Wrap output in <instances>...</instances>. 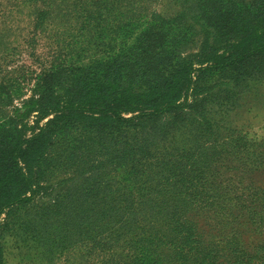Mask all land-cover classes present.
<instances>
[{
  "label": "trees",
  "instance_id": "trees-1",
  "mask_svg": "<svg viewBox=\"0 0 264 264\" xmlns=\"http://www.w3.org/2000/svg\"><path fill=\"white\" fill-rule=\"evenodd\" d=\"M101 1L89 5L106 17L121 8ZM179 2L182 10L170 17L132 8L123 24L116 16L103 23L101 12L84 14L82 5L77 33L44 55L35 49L46 17L36 13L27 59L4 50L0 249L9 231L43 241L55 225H127L151 199L149 188L179 192L176 185L201 182L222 155L207 149L222 137L215 115L235 107L247 83L264 81V0ZM89 144L95 163L67 178L70 161ZM207 255L191 263L208 264Z\"/></svg>",
  "mask_w": 264,
  "mask_h": 264
},
{
  "label": "rangeland",
  "instance_id": "rangeland-1",
  "mask_svg": "<svg viewBox=\"0 0 264 264\" xmlns=\"http://www.w3.org/2000/svg\"><path fill=\"white\" fill-rule=\"evenodd\" d=\"M94 1L98 0H0V59L6 48L19 49L21 58L27 59L25 40L32 38L38 14L46 21L35 51L44 55L52 48L66 47L77 33L82 5L89 8L84 14L96 17L101 12L105 16L102 22L107 24L114 23L109 19L115 16L114 20L123 24L133 15L129 12L132 8L144 16L164 17L182 10L179 0H110L121 8L106 17V11L89 5ZM122 8L124 12L118 17ZM92 28L93 24L88 31ZM225 109L215 115L221 124L220 143H208L207 148L208 152L223 153L201 182L181 188L176 185V193L166 190L168 193L155 195L154 188H149L147 198L151 199L133 209L127 225L117 220L64 224L58 230L55 225L47 229L43 241L17 237L9 231L1 240L0 262L194 264L192 256L208 254L202 262L264 264V81L247 83L236 106ZM96 151L89 144L85 152L72 159L67 178L76 175L78 169L92 166ZM108 166L98 174L105 175ZM54 175L59 179L64 173ZM142 191L132 197L141 201ZM169 214L173 226L169 225Z\"/></svg>",
  "mask_w": 264,
  "mask_h": 264
}]
</instances>
